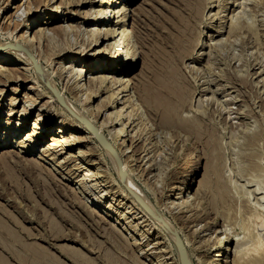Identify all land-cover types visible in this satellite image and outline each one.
Masks as SVG:
<instances>
[{"label":"rangeland","instance_id":"1","mask_svg":"<svg viewBox=\"0 0 264 264\" xmlns=\"http://www.w3.org/2000/svg\"><path fill=\"white\" fill-rule=\"evenodd\" d=\"M124 1L120 0L116 6L113 5L112 7H116L117 10L127 7L126 13L128 15L124 28L128 30L130 35H133L131 36V38L133 37L131 43L137 48L139 42L142 41L146 47L137 49L140 60L137 63V67L132 71L131 76L134 80L132 82L133 85H131V91L138 96V101L135 104L140 108L139 116L142 119L141 121L139 119V123L142 125L141 129L146 132L143 131L145 133L143 134V139L130 148V150L134 149V151L129 155L135 154L140 146H146L147 153L149 152L147 157L151 159V164L155 167V170L149 173L147 169L149 162L143 168L138 163L137 166H133L134 175L132 179L137 184L139 183L141 191L155 205L156 209L147 214V217L151 216L148 222L141 218L142 214L134 208V203L128 199L129 197H125L128 190H126L127 187L123 182L124 177L118 173L113 160L101 147V139L97 137V139L85 142L75 151H72L73 153H78L79 150L83 151L85 153L83 160L70 161L65 166H63V163L49 162L51 166L58 165L59 172L67 179L70 178L68 173L72 171L76 164L75 167L79 166L81 168L79 172L75 173V176H79H76L75 180L72 181L70 179L67 182L73 183L72 185L69 184V187L71 186V188L79 191L84 199L83 201H89V208L82 203V198H77L80 194L76 196L68 188L66 189V182L65 185L60 183H56L57 185L54 186L47 185L50 184V179L48 177L47 179L46 175H43L45 173L39 172L40 169L38 170L35 166H30L31 168L29 167L28 169L30 172L33 171L32 174L29 171L26 172L24 166L27 164L26 159L30 158L25 157L20 161L13 158L12 161L10 160L11 163L8 162L7 164L9 167L5 164L0 165V188H2L0 189V226L6 223L3 225L6 226L4 229L5 231L7 230L6 233H10L6 235L2 231L3 233L1 234L7 237L14 233V236L20 234V237L26 239L25 233L28 230L34 231V234H38L39 231L40 234L43 232L42 240H29V242L41 244L46 248L48 254L57 257L63 264H74L75 262H72L73 259L60 252L62 247L77 251L79 254L84 253L82 261L78 264H81V262L82 264L87 262V264H107L106 258H109L112 264H133L132 261H134V264H176L178 262L179 248L168 228L164 226L168 222L174 226L178 225L177 228L179 229L180 227L184 228L185 236L191 241H189V249L191 250L192 264H208L212 260L213 255L219 253L214 248L211 251L206 249L209 244L207 243L208 240L214 246L220 237L222 240L227 237L225 233L230 234L229 244H226V248L229 247L231 251L225 255L226 251L221 252L223 256L220 258L224 261L226 257H228V260L234 258L235 250L237 249L236 244L239 239L244 240L242 244L245 246L242 245V248L252 249L255 244L264 247V0H206L202 15L200 14V7L203 0H134L133 4L129 5H125ZM73 2L72 7L65 5V9H62V13H67L65 14L64 22L58 20L60 17L58 15L55 22L50 21L49 25H39L34 30L36 31L37 29L38 31L46 28L51 32L54 29L55 34L53 35H55L56 40H52L53 47H68L62 40L63 34H59L55 30L61 26L69 28L72 24L75 25L82 22L84 19L79 18L80 14L78 12H87L92 8V11L107 8V5L104 4L100 7L96 4L91 6L90 4L81 5L79 0H73ZM60 3V0H54L50 5L58 4L61 6ZM184 3L185 5H183ZM38 6L35 0H0V44L7 40L12 41L15 37L22 35V23L38 12L40 8ZM18 7L20 9L16 13ZM183 7L188 10H184ZM43 8L42 11H45L46 7ZM29 13H32L31 16H29ZM193 14H196V18ZM183 19L184 21H182ZM18 23L21 25L19 26ZM36 23L38 22H34L29 26V29H27L28 35L32 34L31 27L35 26ZM140 24L142 27L145 26V30L139 27L141 35L139 30V33L136 32L138 28L135 30V26L138 27ZM92 27V25H81L79 29L80 31L82 30L81 32L87 38ZM182 30L186 33L182 32ZM68 34L72 48L80 49L81 47L78 44H80L81 39L76 32L71 29ZM195 35L198 36L201 46L194 49V44H190L196 38ZM210 35L212 37H209ZM44 44L45 42L34 45L37 48L35 49L38 50L37 53H39V50L44 52ZM13 48L15 46L4 47L7 50ZM188 49L193 50L188 51ZM190 51L191 54H189ZM1 53L2 50H0V56L2 55ZM93 53L90 52L89 54ZM60 56L57 55L54 58L52 66H46L48 78L43 77V80L40 78L35 79L37 78L36 73L29 71L25 77H22L29 82L17 81L8 84L3 82L4 85H0V91H4L2 97L0 94V99L4 100L0 101V129L5 127V124L10 119L13 121L11 128L18 125V119L25 103L24 99L23 101H20V99L25 94L38 101L34 105H31V103L26 104L32 107V114L27 118L29 125L21 132L16 133L15 136L9 131L15 141L19 140L24 133L32 128L38 114L48 117L55 116V121L48 123L47 129L49 130L47 131H49V134L47 138L43 141H38L37 144L42 146L36 145L38 148L32 156L38 155L45 147L44 144L51 141L52 130L54 131L61 123L63 114L64 116H70L71 104L76 103L72 100V95L63 96L60 94L67 79H65L66 74L62 78L56 75L58 70H64L57 64L61 61ZM19 65L21 66V64ZM39 67L42 69L41 66ZM59 75L61 74L59 73ZM31 76L33 77L31 78ZM115 77L119 78L120 75ZM168 85H172V90H170ZM147 89L149 95L146 91ZM107 95L103 94L95 102L92 100L91 105H94V107L100 105V101ZM150 95L151 98L156 99V102L153 99L150 102L151 104L148 103L147 100ZM145 97L147 100H145ZM10 98L19 99L16 106H11ZM62 104L65 105L63 106ZM161 104L166 107V112L162 110L165 114L162 117L169 114L166 118L168 120H170V117L171 120L173 118L172 121L174 125L176 124L175 126H168L161 119V115L157 111L155 113V109H152L153 105L161 109ZM183 104L185 105L184 109H182ZM76 105L79 106L77 103ZM102 107L103 104L101 105ZM12 109L18 111V113L13 114V118H9V111ZM109 112L107 111V113ZM97 117L99 122L105 119V116L101 114L97 115ZM83 124L87 128L86 124ZM184 124L186 125L184 126ZM180 125L183 127L179 128ZM186 126L187 129L185 128ZM136 130L138 131V128L135 129L132 135L137 132ZM74 134L76 137L85 139L84 141L90 136L87 132ZM204 143L209 150H206ZM11 145L16 144L13 143ZM193 150H195V153L198 152L200 154L201 159L197 164L198 166L196 165L195 168H192L191 172L185 171L184 162H186V155L188 156V153ZM6 151L9 150L0 151V156ZM87 154L92 156L88 157L86 156ZM137 157L138 155L134 156V158ZM89 159L91 160L89 161ZM88 162L93 167L87 166ZM123 162L124 160H117L118 165H122ZM89 172L97 174L99 179H95L96 181L91 180L89 178L90 175H88L90 174ZM45 179L46 181L48 180L47 184ZM202 181L204 185L200 187L199 183H202ZM190 182L192 185L189 195L193 197L197 195L193 205L194 211L186 214V216L185 214L180 216L182 219L180 218L177 223V220L173 219L174 217L166 208L167 206H172L170 202L173 199L170 197V193H174L172 189L175 186H183V183L186 186ZM17 183H21V187L18 185L19 187L17 188ZM3 194L7 197L2 196ZM24 194H27L26 197ZM28 195L32 198L28 197ZM133 197L138 200L136 196ZM99 198H101V202L98 203ZM174 201L179 202L181 200L174 199ZM55 204L56 206H54ZM109 205L111 209L107 211L106 209H108ZM2 206H6L5 209ZM33 207H37L35 208L36 210ZM83 207L85 208L83 209ZM93 208L97 209L99 213L106 212L111 216L102 220L95 214H88L91 213L89 209ZM144 210L146 211L147 209ZM199 212H201V215H207L202 217V219L197 218L188 222L187 217L189 215ZM122 213L126 216L120 221L122 226L114 229L112 224L123 216ZM30 215L36 216L31 218ZM11 217L12 220L9 219ZM1 219L4 223L1 222ZM161 221L162 223L160 224ZM213 221L215 225L212 226L209 223ZM8 223L10 230L7 229ZM242 223L244 226L241 227ZM23 226L28 230L25 231L26 229L22 228ZM54 228H56L54 231H61L63 237L55 236L53 231H50ZM242 228L244 229L243 231L241 230ZM13 229L17 233L16 231L13 232ZM21 229L25 232L19 231ZM196 229L206 230L196 233ZM246 229L249 230L246 231ZM124 230L127 231L129 236L126 235ZM114 235L117 236L114 237ZM130 237L133 238L131 239ZM142 237L149 238V240L147 242L140 241ZM256 238L263 243H255L257 241ZM121 245L124 246L126 251L124 255L123 252L125 251H123L124 249ZM16 247L19 250L23 248L21 246ZM98 247L101 249H99L100 252L97 249ZM1 250L0 252H2ZM117 250H120V252ZM131 250L134 251L133 256V251ZM259 251L262 250L260 249ZM254 254L257 255V253ZM2 255H5L8 259L6 261L7 264H21V262H17V259L15 261L13 257H9L6 253H2ZM250 255L253 256L251 252L248 256ZM128 256L133 260L129 259ZM103 259H105L104 262ZM135 260L138 262L135 263Z\"/></svg>","mask_w":264,"mask_h":264},{"label":"bare ground","instance_id":"2","mask_svg":"<svg viewBox=\"0 0 264 264\" xmlns=\"http://www.w3.org/2000/svg\"><path fill=\"white\" fill-rule=\"evenodd\" d=\"M35 1L37 2V4L39 5L38 7H40V8L34 16H32L31 18L26 20V22L22 23V35H20L19 37L18 36L15 37V39L12 41L7 40V41L0 44V50H2V53H1L2 57L0 56V85H2L3 82L5 84H8V83H13V82L15 83L17 81H26V79H23L22 77L23 76L25 77V75H27V73H29V71H34L36 73V74L34 73L35 75H37L36 76L37 78H35V79L40 78L43 80V77L48 78L49 76H48V71L46 70V66H48V65L52 66L53 62H54V58L57 55H61L60 56L61 61L58 62L57 64H59L60 68H62L64 70L63 71L61 69H60L61 71L58 70L56 75H58L59 78H62V76L64 74H66L65 79L66 78L67 79L65 80L66 81V83L64 84L65 86L63 87L60 94H62L63 96H67L68 94L72 95L73 96L72 100H74L77 104H79V106H77L76 103L71 104L72 107H70L71 108L70 113H69L70 116L67 115L68 117L64 116V114L62 113L63 114V120L61 121V123L57 126V128L54 131L53 130H52V132L50 131L52 133L51 134V137H52L51 141L49 143L44 144L45 147L40 151V153L38 155L32 156V154L38 148V146H36V145H40V144H37L38 141L39 140L43 141L45 138H47V136L49 134V131H47V130H49V129H47V127L49 126L48 123L55 121V116L48 117V116H43L42 114H38L37 118L34 120V124L32 125V128H30L29 131L24 133V135L19 140L15 141L14 139H12V134L11 133L9 134V131L12 132L15 136L16 133L24 130L27 127V125H29L27 118L29 115L32 114V109H31L32 107H30L26 104L31 103V105H34V104L38 103L37 99H35L33 97H29L26 94L24 96L22 95L23 97H22V99H20V101H23V99H24L25 103H24V107H23L22 112L20 113V116L18 119V125H16V127L11 128V124H13V121H11V119H10V121L8 120L7 123L5 124V127L0 129L1 130L0 131V134H1L0 135V151H2V150L4 151L5 149L9 150V151L2 153V155L0 156V165H2V164L7 165L8 162H10V160L12 161L13 158L18 159L19 161L23 160V158H25V157L30 158V159H26L27 164L24 166V170L26 169V172L29 171L28 169L30 166L37 167L38 170L40 169L39 172L45 173L43 175H46V178L48 177L50 179V181H51L50 184H47L48 180L46 181V179H45L47 185H50V186L53 185L54 186V185H57L56 183H60V184L65 185V182H66L67 183L65 185L66 189L68 188L69 191L76 194V196H77V194H80V196H77V198L78 199L82 198V201H83L84 199H83L81 193L79 191H76L74 188H71V186L69 187V184L72 185L73 183L67 182V180H70V179L72 181L75 180L79 176V175L78 176L76 175L77 176L76 177L75 173L79 172V170L81 168L79 166L75 167L77 165L76 164L73 167L72 171H70L68 173V175H70V178L67 179L64 176H62V174L59 172L58 167H57L58 165L51 166V164H49V162H52V163L58 162V164L63 163L64 164L63 166H65L70 161L73 162L74 160H83V158L85 156L84 155L85 153H83V151L79 150L78 153L77 152L73 153L72 151H75V149H77L79 146H82L83 143L89 142L92 139H97V137H98L101 139V141H100L101 147L104 149V151L107 152V154L111 158V160H113V162L117 168L118 173L124 177V180H123L124 185L127 187V189H129L131 191L132 194H134V196L137 197L138 200H136L129 191L125 197L126 198L129 197L128 199L131 200L132 203H134L133 205L135 207L134 206L133 207L136 208L140 214H142L141 218H144L145 221L148 222L150 220L151 216L147 217L148 216L147 214L151 211H154L156 209V207L143 194V192L141 191L142 189L138 185L139 183L137 184V182L132 179V177L134 175L133 166H137L139 163V165L142 166V168H143V167H145L146 163L149 162L148 167L146 166L147 169L149 170V173H152L155 170V167L153 164H151L152 163V161H150L151 159L149 157H147L149 152L147 153V150L145 148L146 146H142V147L140 146L139 149L136 150L135 154L133 153V155H129L130 153H132L134 151V149L130 150V148L134 147V145H136V143L140 142L141 139H143V134H145L144 132H146L143 129H141L142 125H140V123H139V119H140V121L142 120L139 116V114H140L139 109L140 108L138 105L135 104V102L138 101V98H137L138 96H136V94L132 93V91H131V85H133L132 82L134 81L131 78L132 71L137 67V63L140 60V58L138 57L137 49H139L140 47L144 48L145 43L140 41L139 46L137 48L135 47L134 44L131 43V39L133 38V37L131 38V36H133V35H130L128 30H126L124 28V26H126L125 23L127 21V15H128L126 13L127 7L124 6L125 8H122L120 10H117L116 7H112L113 5L116 6L120 0H108V1L107 0H89L88 3H87V0H79L81 5H85V4L89 5L90 4V6H91V5L96 4V5H99L101 7L104 4V5H107V8H100L98 11H94V10L92 11V9H93L92 8L91 10H89L87 12H82V13L78 12V14H80L79 18L84 19L82 22L76 23L75 25L74 24L70 25V27H69L70 29L68 27H65V26H61L60 28H57L55 31H58L59 34L60 33L63 34L64 37L62 38V40L64 41V44L66 46H68L67 48H60V47L57 48V46L53 47V44H52L53 43L52 40L55 39V37H54L55 35H53V34H55L54 29L51 32L48 31L46 28L40 29L38 31H37V29H36V31H34V30L39 25H43V24L49 25L50 21L55 22L58 15H60L58 20L60 22H64L65 18H66L65 14H67V13H62V9L63 8L65 9V5L72 7L73 0H60L61 6H59L58 4L50 5L54 0H35ZM133 1L134 0H125L124 2H125V5H129ZM206 2H207L206 0L202 1V5L200 7L201 8L200 9L201 15H202L203 10L205 8ZM181 3H179V4H181ZM73 4H74V2H73ZM183 5H185V3ZM186 6H188V4H186ZM43 7L44 8L46 7L45 11H42ZM19 9H20V7L17 8L16 13L19 12ZM184 10H186V9L184 8ZM92 12H94V13H92ZM15 14H14V16H15ZM31 14L32 13H29V16H31ZM193 15H195V18H196V14H193ZM193 18H194V16H193ZM186 20L189 21L188 18H186ZM186 20H185V23H186ZM182 21H184V19ZM34 22H38V23H36L35 26L31 27L32 34L28 35L27 29H29V26L32 25ZM113 23H114V26H113ZM20 25L21 24H19V26ZM81 25H87V26L92 25L93 26L92 28H90V34L88 35L87 38H85V35L81 32L82 30L80 31V29H79V28H81ZM77 26H79V27H77ZM139 27L143 28V29L145 28V26L142 27L141 24L138 27L135 26V30H136V28H138L136 30V32H138V33L141 30V29H139ZM71 29H72V31H75L76 34L78 35V37L81 39L80 44H78L81 47L80 49L78 48L79 50L72 48V46L70 44L71 42H69L70 39L68 38V36H69L68 32ZM33 32H35V33L33 34ZM182 32H184V31L182 30ZM184 33H186V32H184ZM140 35H141V31H140ZM139 37L141 38V36H139ZM209 37H212V36L210 35ZM144 39H146V38H144ZM198 40H199L198 36H196V38L193 41H191L192 44H190V45L194 44V46H193L194 49L199 48L201 46V43ZM43 42H45L44 52L39 50V53H37L38 50H36L37 48L34 45L41 44ZM146 42H147V40H146ZM77 43H78V40H77ZM9 46H15V48L8 49V50L4 49V47H9ZM1 48H3V49H1ZM189 50L192 51L193 49H188V51ZM191 51L189 52V54H191ZM90 52H94V53L89 54ZM232 57H234V56H232ZM43 62H46V63H43ZM19 64H21V66ZM45 64H47V65H45ZM55 64H56V62H55ZM38 65L41 66L42 69ZM35 69H37L36 70L37 72L35 71ZM59 73L61 75H59ZM116 75H120V77L116 78L115 77ZM245 76H246V74H245ZM32 77L33 76H31V78ZM169 78H171V77L169 76ZM26 82H29V81H26ZM168 86L170 87V90H172V88H171L172 85L171 86L168 85ZM146 91L148 93V89ZM0 94L2 97L4 95V91L1 90ZM103 94H108V95L102 101H100V103H99L100 105H97L96 107H94V105H91L92 100H94L93 102H95V100L97 101L99 98H101V96H103ZM148 95H149V93H148ZM57 97H59V95H57ZM146 97H145V100H147ZM152 97H154V96H152ZM38 98H40V97H38ZM143 98H144V96H143ZM153 99L154 98H151V95H150L148 100H147L148 103L152 102ZM6 100H8V99H6ZM154 100L156 102V99H154ZM0 101H4V100L0 99ZM9 101H10V103H12L11 106L14 107V106H16L17 102H19V99L18 98H10ZM62 101H63V99H62ZM102 104H103V107H102L103 109L101 108ZM156 104H158V103H156ZM136 106H138V107H136ZM149 106H152V105H149ZM154 106L155 105H153V107ZM160 106H161V109L158 106H155L154 108L152 107V109H155V113L157 111L162 117L163 115H165L164 112H166L165 111L166 107L163 104H161ZM184 107H185V105L183 104L182 109H184ZM109 110H110V112H109ZM162 110L164 112H162ZM107 111L109 113H107ZM17 113H18V111H15L14 109H12L9 111L8 116H9V118H13V114H17ZM99 114H101L102 116L103 115L105 116L104 121H102V122L98 121L97 115H99ZM168 115H166V116L168 117ZM166 116L161 118V119H163L164 123H167L168 126L169 125L175 126L176 124L174 125V122L172 121L173 118L171 120V117H170V120H168L166 118ZM0 118H1V112H0ZM81 119H82V121H81ZM83 123L86 124L87 128H85V125ZM175 123H176V121H175ZM167 124H166V126H167ZM181 125L179 126V128L183 127V126L181 127ZM185 125L186 124H184V126ZM0 128H1V125H0ZM136 128H138V131L136 130L137 132L134 135H132L133 132H135ZM185 128L187 129V126ZM79 132H82V133L87 132V134L90 136H88L87 140L84 141L85 139H83L81 137H76V135L74 134V133H79ZM13 143L16 145H11ZM111 143L113 146L111 145ZM40 146H42V145H40ZM205 146H206V150H209L207 145L204 143V147ZM135 155H138V157L134 158ZM86 156L90 157L92 155L87 154ZM60 158H62V160H60ZM120 159L124 160L122 165L121 164L118 165L119 162L117 163V160H120ZM200 159H201V156L198 152L195 153V150L190 151V153H188V156L186 155V162H184L185 163L184 164L185 171L191 172L192 168L196 167V165L199 163ZM90 160L91 159H89V161ZM87 161H88V159H87ZM23 165H24V163H23ZM87 166L93 167V165L90 164L89 162L87 163ZM121 169H122V172H121ZM32 172L33 171H31L30 173L32 174ZM10 174H11V172H10ZM88 175H90L89 178L91 180L99 179L97 174L90 173ZM159 176H161V175H159ZM154 177H155V175H154ZM37 178L39 179V177H37ZM9 179L11 180V178H9ZM40 179H42V178H40ZM20 184L17 183L16 187L18 188L20 186ZM199 184H200V187L204 185L203 181H202V183L200 182ZM181 185H182V183H181ZM191 185H192V183L190 182V183H187L186 186H184V183H183V186H175L174 189H172V192H174V193L173 194L170 193V197L173 199V201L170 202V204L172 206H167L166 208H167V210L170 211V212L169 211L168 212L170 214H172V216L174 218L172 216L171 217L173 219L177 220V223L180 221V218L182 219V217H180V216H182L183 214H185V216H186V214L194 211L193 205L195 204V200H196L195 197L197 195L196 196L194 195V197L189 195L190 191H191ZM0 189H2V188H0ZM19 189H21V188H19ZM50 190H51V187H50ZM52 190H53V188H52ZM170 191H171V189H170ZM3 192H5V191H3ZM53 192L56 193L55 191H53ZM25 193H27V192H25ZM26 195H25V197H26ZM186 195H187V197L185 198ZM2 196H6V195L3 194ZM29 196L30 195H28V197ZM30 198H32V197L30 196ZM77 198H76V201H78ZM100 199L101 198L98 199V203L101 202ZM174 199L178 200V201L181 200V201L175 202ZM136 201H137V203H136ZM54 202H52V203H54ZM88 202L89 201L87 200V202L83 201L82 203L86 204V206L89 208ZM38 204H36V205L38 206ZM63 204H61V205H63ZM67 204H65V206H67ZM57 205H58V203H57ZM76 205H78V204H76ZM79 205H80V203H79ZM39 206H41V205H39ZM54 206H56V204ZM5 207H3V208L5 209ZM79 207H81V206H79ZM35 208H37V207H35ZM35 208L33 207V209H35ZM57 208H58V206H57ZM84 208L85 207H83V209ZM88 208H86V209H88ZM109 209H111L110 205L108 206V209H106V210L109 211ZM144 209H147V210L145 211ZM28 210H29V208H28ZM43 210L46 211L45 209H43ZM43 210H41V211H43ZM85 210H84V212H85ZM89 210L92 214L91 213H88V214H90V215L95 214V215H97V217H99L102 220H105V217L111 216V215L107 214L106 212L99 213V212H97V209H94V208L89 209ZM30 211H31V209H30ZM26 213H27V211H26ZM40 214L42 215V213H40ZM40 214H39V216H40ZM44 214H45V212H44ZM9 215H10V213H9ZM31 215H34V214H31ZM62 215H64V214H62ZM122 215H123V213H122ZM205 215H207V214H205ZM205 215H201V212H199L197 214L189 215V217H187V219H188V222H191V221H193V219H197V218L202 219V217H204ZM35 216H31V218L35 217ZM45 216H47V215H45ZM77 216L79 217V215H77ZM125 217L126 216L123 215L120 218H118V220L114 224H112V227L115 229L119 226H122L120 221L123 220ZM63 218H64V216H63ZM9 219L12 220V217ZM15 219H16V217H15ZM21 219H22V216H21ZM26 219L29 220L28 218H26ZM41 219H42V217H41ZM91 219H92V217H91ZM43 221H45V220H43ZM159 221H160V218H159ZM1 222L4 223L2 219H1ZM45 223H46V221H45ZM161 223H162V221L160 222V224ZM5 224L6 223H4L0 226V249H2L1 250L2 252H0V263L1 264H7L6 261H8V259L5 257V255H2V253L8 254V256L13 257L14 260L17 259L18 260L17 262H21V264H63L59 261V259L57 257L53 256L52 254L51 255L48 254L46 248L43 247L41 244H39L37 242H31L32 240H34V241L42 240L43 232H42V234H40V231H39L38 234H34V231H32V230L30 231V230L24 228V226H23L22 228L26 229L25 231L28 230L27 233H25L26 239H24L23 237H20L19 236L20 234L17 236H14L15 233L13 235L11 234L9 237H7V236H4L1 234V233H3L2 231H4L3 234H6V235L10 234V233L9 234L6 233L7 230L5 231V229H4V227L6 228V226H3ZM12 224H13V222H12ZM14 224H15V220H14ZM50 224H53V223H50ZM209 224L212 226L215 225L214 221L210 222ZM242 224H241V227L244 226V224L243 225ZM8 225H9V223H8ZM18 225L21 226L20 223H18ZM38 226H40V225H38ZM52 226H54V225H52ZM74 226H75V224H74ZM164 226L168 228V230H169V232H170V234H171V236L175 242L177 240L176 234L178 233L180 235V237L183 241V244L187 250V253L185 252V254L182 255L181 251L179 249V255H178V262L177 263L181 264V262H180V255H181V258L183 256V258L185 259L186 264H192L191 254H190L191 250L189 249L191 241L188 239V237L185 236L186 234H184V230H183L184 228L180 227V229H179V228H177L178 225L174 226V225L170 224L169 222H168V224H166ZM183 226H184V224H183ZM1 227H3V228H1ZM9 228H10V225L7 227V229H9ZM13 230H14L13 232L16 231L15 229H13ZM54 230H56V228H54L53 230H50V231H53L55 236L56 235H59L60 237L62 236L61 231H54ZM205 230L204 229L203 230H197L196 229L195 232L201 233L202 231H205ZM241 230L243 231L244 229L242 228ZM247 230H249V229H246V231ZM19 231H24V230L21 229ZM13 232L11 231V233H13ZM118 232H116V233H118ZM124 232H126V235H127V231L124 230ZM215 232H217V231H215ZM16 233H17V231H16ZM48 233H49V231H48ZM114 233H115V230H114ZM225 234L227 235V237L224 240H222V238L220 237L217 240V242L214 244V246L208 240L207 243H209L210 245L208 244L207 245L208 248H206V249L208 251L209 250L211 251L214 248V250H218V252H219L218 254L216 253L215 255H213L212 260L208 264H213V263L221 264L223 262L225 264H264V247L262 245L255 244L258 242L260 244L262 242V241L260 242V239H258V238H256L257 241H255V243H254L257 246L254 245V248H253V246L251 245L252 249L247 248V247L242 248L241 246L244 245V244H242V243H244L243 242L244 240L242 241L239 239V241L236 244L237 249L235 250L236 252H235L234 258L232 260H228V257H226L225 261L223 259H221L220 257L223 256V255H221L222 251H226L224 253V255L227 254L229 251H231V249L229 247L226 248V244H229L228 240H229L230 234H228V233H225ZM117 235H114V237ZM231 235H233V234H231ZM118 236H120V235H118ZM127 236H129V234ZM120 238H121V236H120ZM130 238L132 239L133 237H130ZM29 240H31V241L29 242ZM43 240H45V239H43ZM141 240L147 242L149 240V238L142 237V239L140 238V241ZM210 241H211V239H210ZM248 243H250V242H248ZM17 244H19V245H17ZM16 246H21L23 248H21V250H19L18 247H16ZM121 246H123V245H121ZM129 247H131V246H129ZM120 248H122V247H120ZM120 248H118V249H120ZM97 249L99 251L100 248L98 247ZM123 249H124L123 251H125L124 246H123ZM131 249H133V248H131ZM260 249L262 251H259ZM250 250H252L254 253H257V255L254 254ZM117 251L120 252V250H117ZM131 251H133V250H131ZM248 251H250L253 256H251V255H250L251 257L248 256V254L250 253V252L248 253ZM60 252L64 255H66L67 257H69L70 259H73L72 262H75L76 264H78V263H80V261H82L83 254H84V253L79 254L77 251H74V250L66 248V247H62L60 249ZM124 253H126V251L123 252V255H124ZM133 254H134V251L132 253V256H133ZM80 255H82V257H80ZM128 258H129V256H128ZM98 259L100 260V258H98ZM129 259H132V258L130 257ZM137 259H138V257H137ZM46 260H48V261H46ZM84 260H85V258H84ZM104 260L105 259H103V262H104ZM106 261L109 264H112L110 262L109 258L108 259L106 258ZM83 262H85V261H83ZM128 262H130V261H128ZM132 262L134 264V261H132ZM136 262H138V261L135 260V263ZM91 263H93V262H91ZM81 264H82V262H81Z\"/></svg>","mask_w":264,"mask_h":264},{"label":"water","instance_id":"3","mask_svg":"<svg viewBox=\"0 0 264 264\" xmlns=\"http://www.w3.org/2000/svg\"><path fill=\"white\" fill-rule=\"evenodd\" d=\"M121 172H122V169H121ZM127 190L131 193V191L129 189H127ZM132 195L134 196V194H132ZM176 238H177V240H176L177 246L179 247V249L181 251V254L184 255L185 252H186V248H185V246L183 244V241H182V239H181V237H180V235L178 233L176 234ZM180 262H181V264H186L185 263V259L183 258V256H182V258H180Z\"/></svg>","mask_w":264,"mask_h":264}]
</instances>
